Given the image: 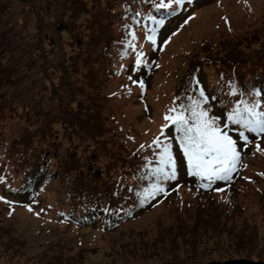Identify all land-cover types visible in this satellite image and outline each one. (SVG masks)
<instances>
[{
  "label": "rangeland",
  "instance_id": "1",
  "mask_svg": "<svg viewBox=\"0 0 264 264\" xmlns=\"http://www.w3.org/2000/svg\"><path fill=\"white\" fill-rule=\"evenodd\" d=\"M49 1L50 8H46L47 11L42 9L43 5H33L36 8L33 12L19 0H1L0 24L7 28L2 35L6 46L5 59L9 60L15 70V82L8 89L11 99L18 100L19 103L3 110L0 115V130L7 140H12L25 122L21 115L22 107L30 109L33 116H41L47 112L53 115H63L66 112L76 115L87 103L95 107L96 97L108 95L106 104L102 106V113L100 112L102 116L107 117L104 129L108 130L102 132L104 136L99 139L105 140L104 138L109 137L114 142L110 144L111 148L122 151V154L143 144L145 153L153 158L155 163L154 153L161 149L150 145L152 140L159 136L161 124L165 123V112L175 106V97L192 94L191 88L196 90L197 85L193 80H188L189 75L186 76V71L190 69L188 61H193L202 54L196 43L217 39L221 33L243 34L257 27H264V0H193L191 5H184L186 10L168 16L158 28L156 50H153L151 42L145 39L150 30L149 24L132 30L137 36V50L145 53L147 66L133 72V52L120 58L114 56L111 65H105L113 69V74L111 77L108 74L105 78L101 76L103 80L100 81L93 75L97 66H88L82 60V55L75 59L76 64L73 63V66L68 59L77 51L72 45V36L77 33L80 39L87 41L91 32L92 18L85 20V15L80 11L87 8L92 11L96 0L91 3L88 0L75 1H80L79 5L63 0ZM193 13V19L184 24L187 16ZM55 21H59V26L62 27L65 23L66 30L63 29L57 34L55 28L60 27H55ZM182 24L184 26L181 28ZM51 36L58 46L56 48L54 43L50 51ZM169 36L171 40L168 44H163ZM38 37L40 41L37 40ZM251 45L256 48L258 43L252 40ZM188 50H191L194 58L186 57L190 53ZM41 58H45L44 62ZM216 68L213 64L202 63V68L195 76L209 96H212L211 80L216 81L217 78ZM129 75L144 80L143 91L139 85L130 84ZM122 85H129L131 93ZM49 94L52 97H48ZM69 94H75L73 101L70 100ZM252 98L251 96L248 100ZM79 100H82L80 107L77 105ZM179 102L184 101H177ZM212 103L213 112L220 114V106L218 107L216 101ZM232 107L230 103L226 108L230 110ZM76 123L79 125L76 131L83 133L80 126L85 125L86 121ZM56 125L60 127L59 123ZM165 133L169 137L175 135L174 129L171 128L166 129ZM119 145L122 147L119 148ZM172 151L177 163L178 177L176 180L159 181L167 194L160 193L148 199L150 203L144 211L113 231L90 227L80 229L69 219H65L60 210L63 209L60 206L63 188L57 181L26 202L12 201L8 204L0 200L1 225L10 230L2 235L3 239L6 244H13V247L18 248L19 240L23 241L19 256L9 257L6 261L7 257L1 254L0 264H25L41 254H60L63 258L73 259L77 264H153L152 258L145 257V261L141 260L137 249L142 244L166 234L169 227L182 224L189 228L195 225V214L199 209L197 206L203 202L207 211L231 209L233 215L229 217V225L248 223L256 227L258 235L251 241H245L244 246H241L242 251L236 252L238 248L231 241L234 237L228 236L231 239L229 240L224 238V235V239L217 240L208 228L196 237V248L209 255L208 261L222 257H227L224 260H255L254 257L258 253L264 254V207L253 184L258 181L260 188L264 187V175H261L264 173V157H260V153L253 155L250 148L242 161L247 167H241L234 173L231 181H217L211 188L204 189L198 187V178L187 174L186 160L175 140L172 141ZM9 153L5 152L0 143V164H8L7 161L11 159ZM0 176L5 177L4 181L0 182V196L6 199L7 177L3 171ZM252 178L253 182L250 181ZM156 180L154 176L151 184ZM216 188L224 190L218 192L215 191ZM26 205H30L32 211H29ZM6 210L8 213L5 216ZM205 227L207 225H202L198 231L204 230ZM228 241H231L230 244H225ZM244 251V255L251 253L252 259L235 258L236 254H242ZM231 256L233 258H230Z\"/></svg>",
  "mask_w": 264,
  "mask_h": 264
},
{
  "label": "trees",
  "instance_id": "2",
  "mask_svg": "<svg viewBox=\"0 0 264 264\" xmlns=\"http://www.w3.org/2000/svg\"><path fill=\"white\" fill-rule=\"evenodd\" d=\"M19 1L25 3L24 6L33 12L36 11L33 5H43V10L50 8L49 0ZM63 1L73 5L80 4V1L75 2L77 0ZM88 2L91 3L92 0H88ZM90 9H83L80 13L85 15V20L92 18L90 20L91 32L87 41L80 39L77 33L72 36L71 42L77 51L68 59L71 60V66H73V63L76 64L75 59L82 55V60L88 66L93 67V64L97 66L93 75L102 81L101 76L105 78L107 74L109 76L113 74V69L107 68L105 65H111L114 56H116L115 58L123 57L125 55H121V53L125 51L128 54L132 53L131 49L127 47V41L130 39L128 33L145 24H149L150 29L154 27L152 21L140 17L137 18L140 20L137 23L132 18L133 12L142 14L150 12L157 19L160 18V13L152 8V0H96L92 11ZM64 24L62 27V25L59 26V21H55V27H60L55 28L57 34H60L63 29L66 30L67 26L64 27ZM263 28L260 26L243 34L221 33L217 39L202 40L196 43L202 54L193 61H188L190 69L186 71V76L189 75L188 80L192 81V77L196 76L198 70L202 68V63L215 65L217 78L216 81L211 80L210 89L212 96H217L224 101L223 105L216 101L218 107L220 106L224 111L229 110L226 107L230 103L234 106L232 103L234 100L241 99L239 93L235 96L228 95L231 87L229 81L245 93L243 98L247 100L251 97L248 92L253 88L264 92ZM5 29H7L6 26L0 24V115L7 106L13 107L19 103L18 100L11 99L8 89L15 82V70L9 60L5 59L6 46L2 36ZM37 40L40 41L39 37ZM49 40L51 42L50 51L54 43L57 48V41L53 40L52 36L49 37ZM252 40L258 43L256 48L252 47ZM188 52L190 53L186 57H195L191 55V50ZM41 59L44 62L45 58ZM90 75L92 76V74ZM191 91L193 94L195 89L191 88ZM186 96L185 94L184 97ZM48 97H52V95L49 94ZM69 97L73 101L76 96L69 94ZM96 98L95 107L87 103L85 108L79 110L76 115L68 112L63 115H53L47 112L41 116H33L30 109L22 107L21 115L25 122L16 131L12 140H7L0 130V143L5 152H10L8 155L11 156V159L7 161L8 164H0V172L3 171L7 177L6 200L26 202L38 196L47 186L57 181L63 188L60 205L63 209L60 210L65 219H69L80 229L90 227L102 231L115 230L147 208L150 202L147 200L141 205L136 193L142 192L144 188L151 185L154 177L151 173V167L155 165L154 159L140 147L126 150L122 154V151H115L111 148L110 144L113 141L109 137L104 138L105 140L99 139L104 136L102 132L108 130L104 129V121L107 120V117L101 115L102 106L106 104L108 95H100ZM261 99H264V96ZM77 105L80 107L82 100L77 101ZM84 120L86 124L80 126L83 130V133H80L76 131L79 126L76 121ZM58 123L60 127L56 125ZM121 147L122 145H119V148ZM262 156L264 157V155H260V157ZM145 157L147 160L144 159ZM253 180L254 178L250 181L253 182ZM259 183L254 181L253 184L258 190L264 207V187L260 188ZM207 206L209 205L207 204ZM197 208L199 209L195 214V225L189 228L182 224L178 227H169L166 234L142 244L137 249L141 260L145 261V257H149L152 258L151 263L153 264L169 261L207 262L209 255L205 251L197 250L196 237L198 234L206 232L208 228L216 239L234 237L233 240L228 239L238 248L235 250L236 252L242 251L241 246H244L245 241H251L258 236L256 227L248 223H243L245 224L243 225L233 222L234 224L229 225V217L233 215L231 209L228 211H224V209L207 211L204 202ZM7 213L6 210L5 216ZM1 221L0 213V255L6 256L5 260L7 261L9 257L19 256L23 241L19 240V248L13 247V244L11 246L6 244L2 235L10 230L2 227ZM202 225H207V227L200 232L198 229L202 228ZM231 241L225 244H230ZM244 253L245 251L242 254H236L235 258L252 259L251 253H247V255ZM226 258H217V260ZM254 258H256L255 260H264V254L258 253ZM25 264L77 263L71 258H63L60 254H41Z\"/></svg>",
  "mask_w": 264,
  "mask_h": 264
},
{
  "label": "snow or ice",
  "instance_id": "3",
  "mask_svg": "<svg viewBox=\"0 0 264 264\" xmlns=\"http://www.w3.org/2000/svg\"><path fill=\"white\" fill-rule=\"evenodd\" d=\"M192 3L193 0H152V8L160 13L159 19L150 12L146 14L133 12L132 18L137 23L140 22L137 19L140 17L152 21L156 25L145 35V39L151 42L153 50H156L157 31L163 25L165 18L186 10L184 5H191ZM194 15L193 13L187 16L184 24L193 19ZM224 19L227 22V19ZM183 26L182 24L180 27ZM175 34L172 33V35ZM128 36L130 39L127 41V47L134 53L132 71L138 72L142 67L147 66L144 59L145 53L137 50L136 33L130 31ZM170 40L171 36L165 39L163 44H168ZM127 54L126 51L121 53V55ZM192 79L197 85L195 92L186 97L174 98L175 106L167 109L163 116L165 123L160 126V134L151 142L150 147L155 146L161 149L154 153L156 163L151 167V173L157 180L149 187L144 188L142 192L136 193L141 205L160 193L167 194L165 187L159 182L160 180H176L178 177L177 163L172 151L173 140L178 142L183 158L186 160L187 174L198 178V187L204 189L211 188L217 181H231L234 178V173L238 172L241 167H247L242 161L250 148H252L253 155L256 153L264 155V147H262V142H264V99H261L264 92L253 88L248 92V95L253 98L247 100L243 98L245 93L229 81L231 87L228 95L235 96L239 93L241 99L234 100L232 102L234 106L226 113L222 109L220 114H215L212 102L219 101L223 105L224 101L217 96H209L205 89L199 85L197 77L193 76ZM128 80L131 85H139L143 91V79H135L129 75ZM122 87L127 88L128 92L131 93L129 85H122ZM184 100L186 102L177 103V101ZM170 128L175 131V135L172 137L165 133V130ZM129 139L132 138L129 137ZM144 147L145 145H140V149ZM144 159L147 160V157ZM4 179L5 177L0 176V182H3ZM223 190V188L215 189L218 192ZM0 200L8 204L12 203L3 196H0ZM26 207L32 211L30 205H26Z\"/></svg>",
  "mask_w": 264,
  "mask_h": 264
},
{
  "label": "water",
  "instance_id": "4",
  "mask_svg": "<svg viewBox=\"0 0 264 264\" xmlns=\"http://www.w3.org/2000/svg\"><path fill=\"white\" fill-rule=\"evenodd\" d=\"M161 264H264V260H249V259H227L223 261L211 260L202 263H179V262H164Z\"/></svg>",
  "mask_w": 264,
  "mask_h": 264
}]
</instances>
